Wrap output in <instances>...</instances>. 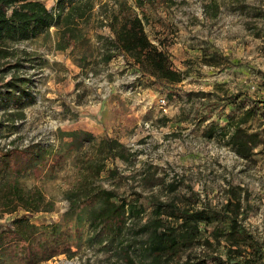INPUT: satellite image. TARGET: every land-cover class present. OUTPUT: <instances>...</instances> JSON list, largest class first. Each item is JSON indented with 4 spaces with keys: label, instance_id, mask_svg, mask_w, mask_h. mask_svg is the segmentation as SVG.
<instances>
[{
    "label": "rangeland",
    "instance_id": "obj_1",
    "mask_svg": "<svg viewBox=\"0 0 264 264\" xmlns=\"http://www.w3.org/2000/svg\"><path fill=\"white\" fill-rule=\"evenodd\" d=\"M41 1L49 8L56 5V0ZM168 1L169 7L146 6L145 28L155 43L165 39L164 48L176 67L193 65L181 83L155 82L122 54L104 62L99 35L111 34L107 26L90 28L87 51L80 46L56 50L52 27L50 35L16 44L26 51L0 59V86L21 75L31 79L35 95L24 106L23 117H10L14 110H0V149L25 147L41 139L55 141L60 130L85 129L118 138L137 155L130 163L118 160L122 178L103 183L124 195H141L148 205L146 218L152 210L146 197L182 200L190 195V186L201 199L221 207L229 185L243 187L249 201L242 200V222L264 241V143L244 159L227 138L205 134L209 125L225 126L229 116L237 118L255 100L256 114L244 127L264 140V0H217V18L207 14L210 0ZM212 53L221 57L217 66L203 60ZM16 62L21 63L19 68L14 67ZM236 95L240 98L234 99L235 104L244 108L235 109L229 102ZM147 172L154 176L143 180ZM174 178H182L183 184L171 192L167 184ZM26 181L35 183L30 175ZM61 181L38 182L57 200L53 211L32 214L33 222H64L69 203L59 194ZM20 215L22 210L6 215L0 225ZM73 250L71 259L62 254L44 264H125L85 240Z\"/></svg>",
    "mask_w": 264,
    "mask_h": 264
},
{
    "label": "trees",
    "instance_id": "obj_2",
    "mask_svg": "<svg viewBox=\"0 0 264 264\" xmlns=\"http://www.w3.org/2000/svg\"><path fill=\"white\" fill-rule=\"evenodd\" d=\"M135 2L56 0L55 7L49 8L41 0H0V59L26 51L16 44L50 35L52 27L56 50L80 46L87 51L90 28L107 26L111 34L99 35L104 62L122 54L155 82L166 86L181 83L193 65L187 62L185 69L176 67L164 48L165 39L155 43L145 28L147 5L158 8L171 3ZM207 8L210 18L220 14L217 0H210ZM220 59L217 53L203 58L212 66L219 65ZM20 66V62L14 65ZM239 96L229 101L235 109L245 107L235 104ZM34 100L27 77L14 75L0 86V110H14L10 117L25 116L24 106ZM258 106L253 100L237 118L229 116L225 126L209 125L206 136L227 138L236 154L251 158L264 140L244 124L255 116ZM136 155L137 151L118 138L97 136L85 129L60 130L55 141L41 139L25 147L0 149V219L23 211L7 225H0V264H44L62 254L71 259L76 254L73 247L83 240L125 264H264V241L242 222V200L249 201L246 189L229 185L221 207L201 199L190 186V195L182 200L146 197L152 206L146 218L148 205L141 195H124L103 183L122 178L116 162L130 163ZM28 175L35 183L27 184ZM151 176L147 172L143 180ZM53 179L62 180L59 194L69 203L64 222L37 224L30 216L53 211L57 200V195L49 194L38 182ZM180 184L182 178H174L167 185L173 192Z\"/></svg>",
    "mask_w": 264,
    "mask_h": 264
},
{
    "label": "built area",
    "instance_id": "obj_3",
    "mask_svg": "<svg viewBox=\"0 0 264 264\" xmlns=\"http://www.w3.org/2000/svg\"><path fill=\"white\" fill-rule=\"evenodd\" d=\"M162 102H163V103H165V100H164V99H162Z\"/></svg>",
    "mask_w": 264,
    "mask_h": 264
}]
</instances>
